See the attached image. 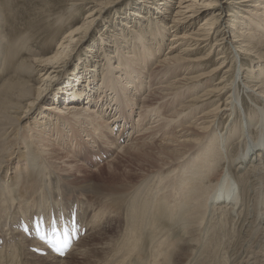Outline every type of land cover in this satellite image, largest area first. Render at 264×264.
Listing matches in <instances>:
<instances>
[{
	"label": "bare ground",
	"instance_id": "obj_1",
	"mask_svg": "<svg viewBox=\"0 0 264 264\" xmlns=\"http://www.w3.org/2000/svg\"><path fill=\"white\" fill-rule=\"evenodd\" d=\"M154 1L158 13L116 32L115 61L92 54L94 68L73 71L53 93L67 103L46 111L45 91L111 6L0 0V264H264V0L236 2L250 13L237 35L223 0ZM136 54L147 56L137 68ZM116 149L140 172L128 163L86 176L87 158ZM72 213L85 232L61 258L32 220L69 222Z\"/></svg>",
	"mask_w": 264,
	"mask_h": 264
},
{
	"label": "rangeland",
	"instance_id": "obj_2",
	"mask_svg": "<svg viewBox=\"0 0 264 264\" xmlns=\"http://www.w3.org/2000/svg\"><path fill=\"white\" fill-rule=\"evenodd\" d=\"M24 1V0H22ZM39 1V2H38ZM66 1V0H57V2H53V0H27V6L29 5V3H38L41 10L45 7L47 8H55V7H58L60 6L61 4H63V2ZM240 0H223V2L226 4V7L224 9V13L226 14L227 12L229 13H232L233 16H226L228 18V22L231 23V25H233L232 27V30L235 32V34L237 35L238 32H237V29H244V27L242 26V18L245 16V15H248L250 13H248V11L243 7V5H245L244 2H242V6L241 4L239 3H236ZM98 2H103L104 4H108V6H111L109 8L108 11H106V13L104 12L102 14V16L99 18L98 21H96V24L95 26L92 28L91 30V34L88 36V38L86 39V41L84 42H81L79 44V53L77 56L71 58V62L68 63V65L66 66V70H67V74H63V76L58 79L59 77L57 76L56 79L54 80V83H53V86L50 87V89L45 91L47 93V95H45L44 99L42 100V102L40 103V108L42 107L41 110H46V106L48 105H51V104H60L61 103H67V95H66V98H65V95H64V98L63 97H60L59 101H57V96H53V93L55 91H57L58 89L61 88V86H63L68 78L71 79L72 75H73V71H77L78 68H80V72H82L81 70H91L92 67L91 66V63L92 62H95L94 60L95 59H98V58H93L92 54L94 56H99V55H108L110 57H114V61H115V58L117 57V53L114 52V49L112 47V42L117 39L116 38V32L120 33L123 37V33L119 30L120 26L121 27H126V30L130 29L129 28V25H132L135 26L136 24L138 23H143L145 22L146 20H143L145 15H150V17L154 16L155 13H158L159 12V9H157V7H161L160 5H157V2L154 1V3L152 4V0H148L147 2L144 1V0H98ZM56 3V4H55ZM65 3V2H64ZM247 3V2H246ZM48 4H51V5H48ZM54 4V6H53ZM60 4V5H59ZM109 4H112V5H109ZM236 10L239 12V14L235 13ZM161 14V13H160ZM207 14L209 13H205L203 15H201V17L194 23V29L197 28L198 24L200 23V20L202 18H204ZM77 17H80V19L78 20V22L81 21V17L82 15L84 16L85 15V11H83L81 8L80 10H78L75 14ZM141 15V16H140ZM140 17V18H139ZM76 24V23H75ZM146 24V23H145ZM228 25V23H226ZM139 26V25H138ZM143 27V25H142ZM104 31V32H103ZM99 32H103L105 35V37L101 38V36L99 35ZM171 33H164L163 34V37L162 38L161 36H158V39L159 41L162 42L161 46L163 47V51L159 52V55H162L164 53V51H166V49L164 48V43L167 44V40L171 37L170 35ZM125 37V36H124ZM229 38L231 39V34L229 35ZM119 39V38H118ZM124 39V38H123ZM150 41H151V45H156L157 44V41L156 40H152V38L150 37ZM126 39H124L125 41ZM138 48H140V45L141 44H148V43H140L138 42ZM54 45H56V42L54 43ZM147 46V45H146ZM101 47V48H100ZM144 49H146V47H144ZM151 50L154 51V47H150L147 49V52H146V55L149 56V60H150V56H151ZM150 52V54H149ZM205 52L207 53V50L204 51V54ZM203 54V53H202ZM112 55V56H111ZM128 55V54H127ZM142 57V56H141ZM135 59V63L134 65L136 66V68L138 66L143 65L144 62H146V59H147V56H146V59L144 62L138 60L139 59V54H136V56L134 57ZM112 60V62H113ZM151 61V60H150ZM152 62L156 63L157 62V58L154 57L152 59ZM102 63H104V60L102 61ZM151 64V62H150ZM149 64V65H150ZM250 65L253 70H258L256 69L257 68V64L254 60H247V65ZM126 65V63H125ZM88 67V68H86ZM90 68V69H89ZM101 68V67H100ZM64 69V68H63ZM61 69V70H63ZM96 70H98V67L96 65L95 67ZM141 71V70H140ZM147 72L148 70L144 73L143 77H142V80L144 81V83L147 84V80H148V77L149 75H147ZM101 76V75H100ZM79 81H81V78H78ZM94 79V77H93ZM76 80V79H74ZM73 83L75 81H72ZM75 84V83H74ZM84 84H89V82L85 83V80L82 81V85ZM154 83H151V86L153 87ZM110 87H112L113 89V92H116L118 93V89L113 85V83L110 84ZM96 88V87H95ZM146 88V86H145ZM68 91V88L66 90H64V94H67L66 92ZM71 92V91H70ZM146 92V91H145ZM146 94H137V99H139L141 101V98H143ZM72 96V94H71ZM118 97L121 99L122 98V94H119L118 93ZM50 98H54L52 101L49 100ZM125 98V96H124ZM246 101L248 104H251L250 100L245 97ZM48 100V101H47ZM69 100V99H68ZM250 102V103H249ZM139 103V101H138ZM83 104H88L87 102H84ZM178 104L175 105V107H177ZM68 106V105H67ZM81 106L82 103H81ZM175 107H174V110H175ZM38 110V109H37ZM40 110V112H41ZM165 110V108H164ZM134 112V113H133ZM130 113V118L132 119L131 120V123H134L135 124V121H136V117L138 116L137 115V110L134 108L132 109V111L129 112ZM38 114V113H37ZM36 114V115H37ZM137 115V116H136ZM39 116V114L37 115ZM133 116V117H132ZM70 117V116H68ZM222 119V118H221ZM51 120V119H50ZM53 120V119H52ZM223 120V119H222ZM146 120H144L143 122H145ZM175 122V121H174ZM188 123V122H187ZM145 124V123H144ZM179 124V121L174 124L173 126H177ZM183 124V123H182ZM181 124V125H182ZM185 124V123H184ZM51 121L48 122V125H47V128L46 129H49L51 128ZM143 126V125H142ZM178 127L175 128V130L177 129ZM113 130H117L116 127L113 129ZM139 131V130H138ZM114 133V132H113ZM116 134V133H114ZM139 134V133H138ZM138 134H136V137H138ZM170 134H165L164 137H168ZM122 138V139H121ZM134 138V137H133ZM131 138V139H133ZM85 139H88L87 137H85ZM118 139V143H121V142H125L126 143V137H117ZM113 150V149H112ZM119 150L116 149L114 151V153L112 154V156L108 155L107 154H103V156L101 155L100 157V154H96V161L95 162H90L89 158L86 159V166H89L90 168H87L86 166H83V171L84 173L86 174V176L88 175V177L90 178H94V179H97V178H100V177H106L107 176V173L112 169V170H115L117 172H120V173H123L122 169L125 167L124 165L125 164H128L130 162V159H128L129 156L127 155H122L120 154V151L118 152ZM118 155V156H117ZM118 159H117V158ZM250 154L248 155V158H250ZM95 158V157H94ZM101 158V159H99ZM108 160V161H107ZM117 161V162H116ZM127 161V162H126ZM107 162V163H106ZM116 162V164H115ZM133 160L131 161V169L132 171L135 173H138V171L140 172V169L138 168V164L135 162H133ZM112 163V166L109 167L108 165ZM100 164V165H99ZM119 166H118V165ZM96 165L95 167H92ZM107 165V166H106ZM116 165V166H115ZM123 165V167H122ZM136 165V166H135ZM100 168V170L98 169ZM95 169H97L95 171ZM108 169V170H107ZM139 169V170H138ZM108 171V172H107ZM106 172V173H105ZM96 173V174H95ZM101 174V175H100ZM103 174V175H102ZM97 175V176H96ZM86 178V177H85ZM2 240H0L1 242ZM173 247V245H172ZM100 254V253H99ZM98 254V255H99ZM94 264V263H93ZM96 264V263H95ZM98 264V263H97Z\"/></svg>",
	"mask_w": 264,
	"mask_h": 264
},
{
	"label": "snow or ice",
	"instance_id": "obj_3",
	"mask_svg": "<svg viewBox=\"0 0 264 264\" xmlns=\"http://www.w3.org/2000/svg\"><path fill=\"white\" fill-rule=\"evenodd\" d=\"M41 239H44L43 236H41ZM49 247L53 248L54 251H56L58 254L63 255L64 250L70 247V243L67 239H65L62 243L53 244L49 241Z\"/></svg>",
	"mask_w": 264,
	"mask_h": 264
}]
</instances>
